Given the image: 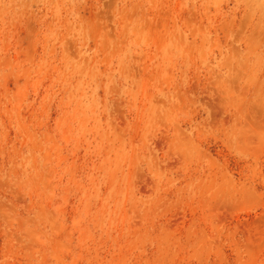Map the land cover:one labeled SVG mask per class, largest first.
Listing matches in <instances>:
<instances>
[{"label": "rangeland", "instance_id": "obj_1", "mask_svg": "<svg viewBox=\"0 0 264 264\" xmlns=\"http://www.w3.org/2000/svg\"><path fill=\"white\" fill-rule=\"evenodd\" d=\"M0 264H264V0H0Z\"/></svg>", "mask_w": 264, "mask_h": 264}]
</instances>
